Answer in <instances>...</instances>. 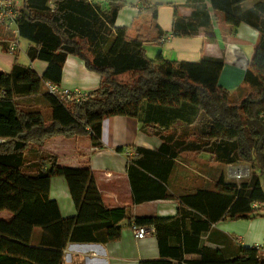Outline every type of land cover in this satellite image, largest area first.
I'll return each instance as SVG.
<instances>
[{"label":"trees","instance_id":"16d2710c","mask_svg":"<svg viewBox=\"0 0 264 264\" xmlns=\"http://www.w3.org/2000/svg\"><path fill=\"white\" fill-rule=\"evenodd\" d=\"M247 1L211 0L229 25L246 23L261 36L244 87L235 95L219 86L216 77L212 82L196 78L189 64L148 59L143 42L128 41L126 31L116 27L123 3L111 1L104 7L98 0H23L19 38L0 25L3 51L17 42L12 71L0 72V264H65L69 244L118 241L125 221L156 231L161 259L139 264H174L168 258L181 261L187 253L202 257L195 264H264L263 253L254 246H239L227 255L201 248L199 239L186 231L191 211L208 225L264 216V3L244 9ZM210 20L201 6L175 27L193 35ZM20 39L29 42L31 62L48 64L42 76L18 62ZM70 55L101 76L98 89L79 103L43 93L47 81L60 85ZM209 63L204 60L200 67ZM120 74H128L129 81L119 80ZM41 94L50 110L48 118L40 106L24 100ZM112 116L139 118L143 126H154L162 142L158 152L138 148L129 157L136 204L170 198L167 185L177 158L206 157L209 164L224 167L248 164L251 179L238 183L223 176L215 191L181 197L179 216L171 220L135 218L128 208L106 207L90 165L61 166L53 159L48 168L45 160L35 170L26 167L30 151L56 137L89 136L92 145L101 148L102 122ZM177 122L184 125L168 135ZM53 178L66 181L75 216L63 217L58 202L51 199ZM169 232L177 237L181 256L166 252Z\"/></svg>","mask_w":264,"mask_h":264},{"label":"crops","instance_id":"0c3cea01","mask_svg":"<svg viewBox=\"0 0 264 264\" xmlns=\"http://www.w3.org/2000/svg\"><path fill=\"white\" fill-rule=\"evenodd\" d=\"M98 1L104 7H108L111 1L123 3L116 18V27L126 31L128 41L140 39L148 59L189 64L193 66L191 74L196 78L212 82L216 77L219 86L235 95L244 87L245 74L261 40L260 33L246 23L238 27L229 25L224 15L213 9L211 0H149L147 4H143L142 0ZM263 1L249 0L244 3V9ZM201 6L209 11L211 20L208 27L198 28L193 35L176 30V21L189 18ZM167 37L169 39L162 42ZM22 41L26 40H19L18 62L30 66L42 76L48 64L40 60L31 62L27 55L29 42L26 41L23 50ZM21 51L25 53L22 62L19 61ZM14 59L13 54L3 51L0 46V72L10 73ZM204 60L210 63L203 68L200 64ZM100 81L101 76L87 69L82 60L67 56L60 86L91 93L98 89ZM45 91L46 87L43 93ZM28 102L37 104L42 110L47 108L50 112L42 94L32 96ZM183 125L177 122L166 132L168 135L173 134L175 128ZM153 127L143 126L139 118L112 116L102 122L101 148L94 147L89 136L73 139L56 137L43 148L31 150L26 167H34L32 170H35L37 164L45 160L48 168L53 159L61 166L79 168L90 165L106 207L128 208L135 218L174 220L179 216L181 197L193 195L199 190L215 191L221 177L228 179L225 173L228 167L209 164L206 157L174 159L175 166L167 185L170 198L136 204L128 176L129 157H134L138 148L159 151L162 142ZM50 196L58 202L63 217L76 215V207L63 178L52 179ZM191 212V219L186 222V231L199 239L201 248L231 255L239 246H256L264 242V216L238 221L225 219L208 225L201 214ZM132 223H122L123 230L118 241L107 244H69L65 251V264H139L144 260L161 259V247L154 227H146L149 232L147 237L138 240L132 232ZM167 235L166 252H176L181 256L177 237L170 232ZM168 259L174 264H187L188 261L195 264L202 257L187 253L181 261L174 257Z\"/></svg>","mask_w":264,"mask_h":264},{"label":"built area","instance_id":"2783aa9c","mask_svg":"<svg viewBox=\"0 0 264 264\" xmlns=\"http://www.w3.org/2000/svg\"><path fill=\"white\" fill-rule=\"evenodd\" d=\"M22 7L23 0H0V25H3L7 32L13 34L15 39L19 38L17 24L20 18V10ZM167 39H169V37L163 39L162 42H166ZM16 43V40H14L9 45V52L11 54L17 49ZM45 87L48 93L68 102L79 103L87 100L90 96L89 93L84 90L64 88L49 81L45 82ZM2 143H4V141L0 139V145ZM243 167L248 170V168L245 166H228V178L235 180L249 178V171L246 172ZM253 207L259 208L261 205L254 204ZM131 229L135 238L138 240L144 239L149 233L146 227H141L137 224H132ZM254 247L259 249L264 255V242L262 244H257Z\"/></svg>","mask_w":264,"mask_h":264},{"label":"rangeland","instance_id":"374dc122","mask_svg":"<svg viewBox=\"0 0 264 264\" xmlns=\"http://www.w3.org/2000/svg\"><path fill=\"white\" fill-rule=\"evenodd\" d=\"M263 2H264V1H263ZM10 39H11V38H10ZM25 44H27L26 41H22V49H23V50H24ZM24 56H25L24 51H21V53H20V58H19V61H20V62H22ZM118 79L121 80V81H129V76H128V74H120V75L118 76ZM27 98H28V100H26ZM31 98H32V97H25L24 100H25V101H31ZM33 101L37 102L38 100L34 99ZM39 102H40V101H39ZM43 110H44V112H43V113H44V116L48 118V117L50 116V112H49L48 110H46V109H43ZM245 165L247 166L248 170H247L246 168H244V167H243V168L245 169L246 172L249 171V175H250L249 178L241 179V180H239V181H238V180H235V179H234V180H230V181H235V182L237 181L238 183H239V182L241 183V182H243V181H248V180L251 179V167H250L248 164H245ZM225 173H226V175L228 176V170H227V169L225 170ZM67 187H68V185H67ZM68 190H69V189H68ZM73 204H74V203H73ZM74 206H75V205H74Z\"/></svg>","mask_w":264,"mask_h":264}]
</instances>
